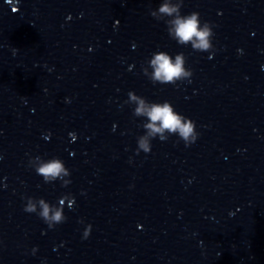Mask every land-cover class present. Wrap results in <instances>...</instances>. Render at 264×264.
Here are the masks:
<instances>
[{
	"label": "water",
	"instance_id": "water-1",
	"mask_svg": "<svg viewBox=\"0 0 264 264\" xmlns=\"http://www.w3.org/2000/svg\"><path fill=\"white\" fill-rule=\"evenodd\" d=\"M161 3L0 0V264H264V0H184L214 52L171 39L149 15ZM157 51L182 52L191 82L144 76ZM129 91L170 101L196 142L137 155ZM37 155L71 183H45ZM65 194L55 228L23 210Z\"/></svg>",
	"mask_w": 264,
	"mask_h": 264
},
{
	"label": "clouds",
	"instance_id": "clouds-1",
	"mask_svg": "<svg viewBox=\"0 0 264 264\" xmlns=\"http://www.w3.org/2000/svg\"><path fill=\"white\" fill-rule=\"evenodd\" d=\"M184 0H162L158 9H149V15L157 21H162L166 25L168 36L181 46L191 45L196 52H214L212 38L214 36V25L208 21L201 22L199 12L182 14ZM147 66L142 68L143 75L153 84H173L177 81L187 80L191 82L193 71L186 67V57L181 52L171 56L168 52H154ZM151 69V71H149ZM125 104L135 105L133 109L134 117L146 118V122L141 123L144 134L137 137V155L142 151L148 154L152 150L151 141L159 138L167 141L170 136H177L178 142L182 140L185 147L191 146L199 137L196 131V122L174 109L170 101L156 102L149 101L147 98L137 95L134 91L128 92V100ZM75 139V137H73ZM29 166L41 177L45 183H52L56 180L61 181L62 187H67L70 183L71 172L65 166L63 160L52 157L45 160L37 155L29 159ZM24 211L36 213L49 227L55 228L62 224L67 217L64 214L63 205L68 201L71 207L74 197L65 194L59 199L58 204H51L44 198L27 197ZM83 223V220L80 221ZM91 224H88L83 231V239H87L91 233ZM35 249H33V253Z\"/></svg>",
	"mask_w": 264,
	"mask_h": 264
}]
</instances>
